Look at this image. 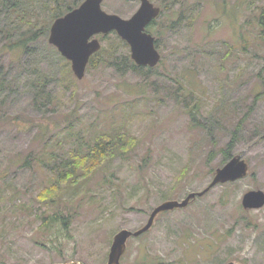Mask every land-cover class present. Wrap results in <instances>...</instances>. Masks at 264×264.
I'll return each mask as SVG.
<instances>
[{
    "label": "rangeland",
    "instance_id": "374dc122",
    "mask_svg": "<svg viewBox=\"0 0 264 264\" xmlns=\"http://www.w3.org/2000/svg\"><path fill=\"white\" fill-rule=\"evenodd\" d=\"M155 1L162 12L149 31L161 60L151 70L125 65L129 46L112 32L96 37L102 48L112 44L116 65L97 55L82 79L49 44V32L24 54L2 50L9 40L0 34L12 88L0 95V264H106L116 232L142 227L163 201L211 182L233 136L231 157L243 153L248 174L160 213L128 239L121 264H264V205L242 206L246 192H264V0ZM138 7L102 5L123 18ZM35 60L52 78L38 100L12 79ZM116 129L136 139L130 153L103 160L64 197L41 202L55 176L48 152L61 158ZM58 213L69 217L67 230L47 224Z\"/></svg>",
    "mask_w": 264,
    "mask_h": 264
},
{
    "label": "trees",
    "instance_id": "16d2710c",
    "mask_svg": "<svg viewBox=\"0 0 264 264\" xmlns=\"http://www.w3.org/2000/svg\"><path fill=\"white\" fill-rule=\"evenodd\" d=\"M81 2L82 0H0V34L9 40L2 50H10V52L21 50L20 53L22 54L28 53L31 51V43H37L41 36L46 38L50 25L56 17L65 14ZM260 16L259 20L264 37V12ZM13 31L20 32V35L15 38L12 36ZM112 33L115 34L117 44L128 46L115 32ZM113 50L112 44L108 48L101 47L90 57L88 66L97 55L102 53L109 64L116 65L115 59L118 54L114 53ZM42 56L44 54L38 52L37 57L42 58ZM109 59H112L111 63ZM123 63L135 70L144 68L136 65L128 53L126 61L124 60ZM0 66V95L4 99V93H7L5 90L8 88L11 90L12 88L10 80L7 79V71L2 65ZM146 69L151 70L149 67ZM12 79H15L17 83L21 80L25 81V89L30 90L35 97L34 99L38 100L43 96H47V94H44L43 89L52 78L40 70L39 61L35 60L34 64L31 62L30 66L21 68ZM129 135L127 131L124 132L121 129L101 131L99 135H94V139L80 142L79 145L68 149L61 158L56 157L52 151L48 152L50 162L47 163L46 167L50 172L55 173V176L51 181V185L39 193L41 202H53L54 197L57 195L60 196L59 198L64 197L70 186L76 184L80 186L87 181L93 172L99 168L103 160L130 153L137 143H135L136 139L134 140ZM233 140L234 136L222 151V164L232 156L231 149L235 144ZM45 219H47V224L61 222L66 230L71 222L69 217L59 213L49 215Z\"/></svg>",
    "mask_w": 264,
    "mask_h": 264
},
{
    "label": "water",
    "instance_id": "95a60500",
    "mask_svg": "<svg viewBox=\"0 0 264 264\" xmlns=\"http://www.w3.org/2000/svg\"><path fill=\"white\" fill-rule=\"evenodd\" d=\"M104 0H83L78 6L56 17L50 25L48 42L71 63V70L77 79H82L90 57L101 48L98 34L114 31L130 48V57L136 65L155 67L161 58L155 46V38L145 31L147 24L156 18L160 8L149 0H140L137 10L123 18L115 13H108L102 8ZM248 174V163L243 153L231 157L222 167L215 170L211 182L201 191L190 192L181 201L166 200L154 207L147 222L136 230L120 229L113 236L106 264H121L126 243L131 237H138L147 232L155 218L162 212L186 207L196 197L204 195L220 183L232 182ZM264 205V192L251 190L242 197V206L257 209ZM56 264H83L66 262ZM227 264H235L229 262Z\"/></svg>",
    "mask_w": 264,
    "mask_h": 264
},
{
    "label": "flooded vegetation",
    "instance_id": "af4514ba",
    "mask_svg": "<svg viewBox=\"0 0 264 264\" xmlns=\"http://www.w3.org/2000/svg\"><path fill=\"white\" fill-rule=\"evenodd\" d=\"M133 1H138V3H139V5H140V0H133ZM154 6H157V7H159L160 8V13L162 12V10H161V6L160 5H157V3H156V1L155 0H149ZM177 1H179V0H174V3H176ZM160 15V14H159ZM154 20L155 19H153V20H151L148 24H147V26H146V28H145V31H147L148 33H150V31H149V28L153 25V23H154ZM155 45H156V39H155ZM158 49V48H157ZM232 262V261H231ZM229 263V262H228ZM234 263V262H233Z\"/></svg>",
    "mask_w": 264,
    "mask_h": 264
}]
</instances>
